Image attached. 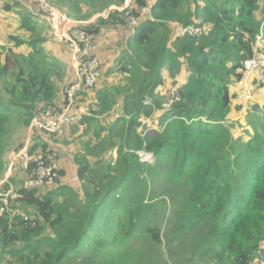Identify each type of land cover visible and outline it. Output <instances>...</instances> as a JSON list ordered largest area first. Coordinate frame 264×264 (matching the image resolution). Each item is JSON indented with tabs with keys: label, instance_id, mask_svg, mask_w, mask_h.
<instances>
[{
	"label": "trees",
	"instance_id": "16d2710c",
	"mask_svg": "<svg viewBox=\"0 0 264 264\" xmlns=\"http://www.w3.org/2000/svg\"><path fill=\"white\" fill-rule=\"evenodd\" d=\"M24 1L30 0L0 2V178L7 169L11 109L29 126L72 81L66 59L49 48L69 53L66 45L40 31ZM48 1L66 5L63 12L78 22L99 16L98 27H81L98 46L101 75L90 90L94 97L87 115L62 136L36 133L30 153L48 160L54 154L58 161L47 139L58 140L70 129L84 137L93 133L96 142L83 143L84 154L76 155L78 182L67 181L70 173L59 168L55 186L22 191L13 204L30 219L11 213L0 217V264H144L147 255L137 260L133 253L139 230L173 264L185 258L172 252L188 244L195 262L264 264V103L253 106L248 141L235 138L228 125V117L241 109L230 87L241 80L256 49L264 52V0H133L130 9L110 10L107 17L101 14L125 0ZM129 16L139 21L135 31L128 28ZM178 25L207 33L178 37ZM119 29L125 36L106 72L101 40L105 31ZM182 71L186 82L175 83L179 101L163 115L161 126H166L143 138L138 133L142 120L162 109L165 75L173 80ZM115 109L117 119L111 117ZM99 119L107 125H99ZM139 151L152 153L156 165L143 163ZM162 180L172 201L163 200V209L173 206L167 227L152 220L154 206L146 203L156 193L149 181ZM158 256L148 257L146 264H156Z\"/></svg>",
	"mask_w": 264,
	"mask_h": 264
},
{
	"label": "built area",
	"instance_id": "2783aa9c",
	"mask_svg": "<svg viewBox=\"0 0 264 264\" xmlns=\"http://www.w3.org/2000/svg\"><path fill=\"white\" fill-rule=\"evenodd\" d=\"M132 2L133 0H125L123 5L110 10L126 11L132 7ZM151 6L152 4L144 8L142 14L150 13ZM28 8L37 19L51 26V37L56 43L66 45L72 57V81L63 90L62 97L57 103L40 109L39 114L30 123L28 141L21 150L10 154V164L5 179L0 182V217L8 213L15 215L18 212V209H14L12 206L22 197L20 192L48 189L59 182L58 164L46 159L42 154L32 155L30 153L33 145L32 139L36 133L62 136L67 128L82 120L85 113L77 108L78 99L83 92L90 91L96 86L101 75V59L97 56L98 46L82 29L81 23L74 21L67 14L55 8L48 0H30ZM109 11L107 12L109 13ZM138 22L137 18L129 16L127 19L128 28L135 31ZM174 29L178 37L199 38L207 33L206 28L202 27H181L178 25ZM261 88H264V52L256 49L254 56L244 63L236 98L242 105L252 103L257 89ZM177 92V89H173L171 97L165 104L164 108L167 112L179 101ZM148 103L152 104V101L147 100L146 104L148 105ZM141 160L143 163H154L155 156L152 153H142ZM17 163H23L26 171L33 164H36V167L32 174L15 187L10 183V177ZM72 181L78 182L79 177L75 176Z\"/></svg>",
	"mask_w": 264,
	"mask_h": 264
},
{
	"label": "rangeland",
	"instance_id": "374dc122",
	"mask_svg": "<svg viewBox=\"0 0 264 264\" xmlns=\"http://www.w3.org/2000/svg\"><path fill=\"white\" fill-rule=\"evenodd\" d=\"M5 1V0H4ZM55 8L59 9L62 7L63 9H69L66 5H60V6H55L57 4H52ZM65 6V8H64ZM114 6H112L111 8H113ZM111 8L107 9L105 12H103L101 15L104 17L108 16V12ZM60 10V11H61ZM65 12V10H62V12ZM70 11V10H69ZM63 12V13H64ZM110 12V11H109ZM66 14V13H65ZM36 17V16H35ZM99 16H95L87 21H81L79 23H81L80 25L87 26L88 24L94 23V27H98L97 23H95L96 19ZM38 22L37 25H39V28L41 29L40 31L43 32L44 34H46L48 37H51L52 34V29L51 26L48 23H44L41 20L37 19V17L35 18ZM75 21V20H74ZM78 22V21H76ZM43 29V31H42ZM112 32V31H111ZM107 35H108V31H106ZM110 34V33H109ZM111 41L112 43H114L115 45V41L118 39V41L124 38L125 34L123 33H119V35L115 34L112 32L111 34ZM119 36V37H118ZM116 41V43L118 42ZM105 43V38H103L101 40V44ZM113 45V44H112ZM114 50V46H112V48L110 47L109 50H107V53L110 56V60L112 63L115 62L116 58H117V54L113 52ZM54 58V56H53ZM114 60V61H113ZM111 64V63H110ZM111 66H107L105 69L106 72H110L111 70ZM167 77V78H166ZM186 71H182L181 75L179 74L176 78H174L173 80L171 78L168 77V75H165V78L167 79L165 87H163L160 91H159V97H160V102L162 104V109L155 112L150 118L148 119H143V126H141L138 129V133L144 138L147 134H152L158 131H162L164 129V127L166 126L165 124H162L163 126H161V120L162 117L165 113H167L166 109L164 108L165 104L168 102L169 98L171 97L172 91L173 89H178L177 86H175V83H180L181 85H183L186 82ZM65 78H60L58 80V82L63 83ZM231 93L236 96L237 91H238V84H232L231 87ZM261 89H257V92L254 96V99L252 101V103L249 104H245L242 105L238 100L234 101V105L236 106H240L241 109L239 111H234L233 114H231L228 117V125H232L231 130L235 136V138L237 139H244L246 141H248L250 139L249 134L252 135L253 132V128L250 125V121L253 120V116H252V109L253 106L255 104H263L264 103V97H263V92H261ZM0 95L2 96V92L0 90ZM149 107H152L153 104H149ZM15 111L14 109H11V111L9 112V116H10V135L9 137L5 140L7 148H6V152H5V157L7 159L9 152L14 151L15 149H17L21 143L27 139V130L25 129L24 125H22V117L23 115L21 114V116ZM117 115H118V111L117 109H115L112 114L111 117H113L114 119H117ZM250 117L252 119H250ZM99 125H102L103 127H105L107 124L104 120L99 119ZM28 127V126H27ZM73 129H70L69 132L67 134H65L62 138L55 140V139H47V141L49 140V142L51 141L52 143H50V149H54V153L57 155V159H58V164L59 167L61 169H66L67 172L71 173L67 175V181H71V179H74L75 176L72 173L75 172V165H74V160L76 159V155L79 157V155L84 154V148H83V143H87V142H96L95 139L93 138L94 135L93 133L89 134V136L84 137L83 135H81V132H72ZM94 130V128L92 129ZM54 143V144H53ZM17 151V150H15ZM19 151V150H18ZM17 151V152H18ZM149 154L148 152L145 151H139L137 153V155L140 157L141 160V154ZM33 155V154H32ZM36 155V154H34ZM143 157V156H142ZM56 157L54 156V154L52 156H50L49 160H53L55 161ZM90 159V158H88ZM144 159V157H143ZM142 159V160H143ZM141 160V161H142ZM150 165H156V159L154 163H149L146 162ZM10 164V161H9ZM9 167V166H8ZM8 167L5 171L4 177L0 178V182L3 181L5 179ZM15 173L13 172V174L10 177V180H15V183H19L22 182V179L25 178L22 177L20 174L21 171V165H18L14 168ZM18 174V175H17ZM157 179V177L155 178ZM69 183V182H68ZM150 186H151V190L156 191V193L154 194V197L152 198V195H150V197L148 198V201L146 203H148L149 205L154 206V216H156V218H153V216L151 218H153V221H156L157 225H161L163 227H167V224L169 223V218L172 216L170 215V212L173 208L170 207V211L168 210L167 212L163 209V207L165 206V202L163 200H167L166 204H172L170 195L167 194V187L165 185V181H158L156 182L157 184L154 185V183L150 182ZM77 184V183H76ZM75 185V184H74ZM21 207V206H20ZM19 206L16 208L18 209V212H16L15 216H21L24 217L25 219H30L31 217L28 216V214H26L22 208H20ZM173 213V212H172ZM148 220L146 217L143 218L142 222L145 223V225H147V221ZM165 237V236H164ZM136 238H137V242H136V247L134 249V255L136 257L137 260H141L142 257L144 255H147V258L150 256H155L158 255L159 256L156 258V264H164L166 262V260H169L171 264H173V261L171 259V256H167L165 251L162 252L160 247L154 246L149 237L147 235H145L144 233L142 234L141 230H139V233H136ZM167 243V240H164V245ZM189 244L188 247L186 248V250H182L180 253H176V252H172V255H179L181 258H185L184 262H182L181 264H212V263H199V262H195L194 260H190L189 258ZM160 255H163V260H159L158 258L160 257ZM165 255L167 257H165ZM178 257V258H180ZM144 260V264H146V259ZM255 264H259V263H255Z\"/></svg>",
	"mask_w": 264,
	"mask_h": 264
},
{
	"label": "crops",
	"instance_id": "0c3cea01",
	"mask_svg": "<svg viewBox=\"0 0 264 264\" xmlns=\"http://www.w3.org/2000/svg\"><path fill=\"white\" fill-rule=\"evenodd\" d=\"M0 2H2V3H5V2H7V0H2V1H0ZM25 2V4H26V6H27V9L31 12V10L28 8V6L30 5V1H24ZM1 5V4H0ZM42 31H43V29H42ZM106 32V31H105ZM113 33H115L116 35L118 34L119 35V33H123V31H121V29H119V30H114V31H112ZM112 32L109 30L108 31V35H107V33H105V43H103L102 44V46H104V52H103V54H102V52H101V58L103 59V61H104V66H105V68L107 67V66H111V69L113 68V66H114V63H112L111 62V60H110V56H109V54L107 53V50H109L110 49V47L112 48V46H114L115 47V45L117 44V43H120V42H122L121 41V39L118 41V39L116 40V41H118L117 43H116V41H115V45H114V43H112V41H111V34H112ZM110 33V34H109ZM45 36H47L46 34H45ZM119 37V36H118ZM113 44V45H112ZM50 50L54 53V55H56L57 57H62L63 59H66L65 61L67 62V64H68V67H69V69H68V75H67V77L69 76L70 77V79H69V81H71L72 80V67H73V63H72V57H71V55L69 54V53H67L66 52V50H63V48L62 47H58V46H54V45H51L50 47ZM62 53H65L64 55H61ZM114 61V60H113ZM111 63V64H110ZM66 66V65H65ZM108 69V68H107ZM111 69H108V70H111ZM106 70V69H105ZM64 83V82H63ZM62 93H60V95H59V99H58V101L60 100V98L62 97V95H61ZM93 97H94V93L93 92H90V91H85V92H83L82 94H81V96L79 97V99H78V102H77V108H79L80 110H83L84 111V113H85V115H87V108H88V105H89V103L93 100ZM75 125V124H74ZM30 126V125H29ZM29 126L27 127V126H24L25 127V129L27 130V139L26 140H24L22 143H21V145L24 147V145L26 144V142L28 141V139H29V136H30V132H29ZM35 137H36V135L33 137V139H32V141L34 142V140H35ZM40 140H42L43 142H45L43 139H40ZM46 140V139H45ZM42 141H40V142H42ZM22 147V148H23ZM15 151V150H14ZM14 151H12V152H14ZM12 152H9V154H8V157H7V159H6V157H5V159H6V166L8 167L9 166V161H10V154L12 153ZM51 161H53V160H51ZM54 162H56L57 164H58V161H54ZM18 165H21V171H20V174L19 175H21L22 177H24V175H25V178H26V174H25V172H26V170L24 169V166H23V163H17V165L16 166H18ZM58 166H59V164H58ZM60 168V167H59ZM14 173H15V171H14ZM16 174V173H15ZM71 174V173H70ZM72 174H74V173H72ZM18 175V174H17ZM25 178H23L22 179V181L25 179ZM10 183H11V180H10ZM21 182H19V184H20ZM16 187V186H15Z\"/></svg>",
	"mask_w": 264,
	"mask_h": 264
}]
</instances>
